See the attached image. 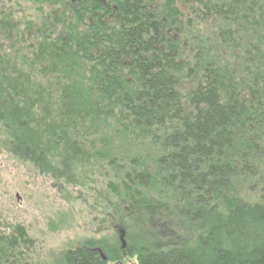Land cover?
I'll use <instances>...</instances> for the list:
<instances>
[{"label":"trees","instance_id":"trees-1","mask_svg":"<svg viewBox=\"0 0 264 264\" xmlns=\"http://www.w3.org/2000/svg\"><path fill=\"white\" fill-rule=\"evenodd\" d=\"M0 121L43 173L109 179L138 264H264V0H0ZM29 241L0 236V264Z\"/></svg>","mask_w":264,"mask_h":264},{"label":"rangeland","instance_id":"rangeland-1","mask_svg":"<svg viewBox=\"0 0 264 264\" xmlns=\"http://www.w3.org/2000/svg\"><path fill=\"white\" fill-rule=\"evenodd\" d=\"M24 7L31 10L27 2ZM85 168L92 177L84 185L70 171L58 169L60 177L56 178L51 172L43 173L39 162L10 151L0 131V236L18 230L27 234L30 243L19 250L26 255L19 257L23 264H59L63 251L81 247L92 239L105 247L117 244L122 255L125 253L123 258L109 264L119 261L138 264L137 257L125 252L136 234L129 223L114 218L105 190L101 189V182L109 179L99 172L94 174L91 166ZM112 216L114 219L110 221ZM4 244L3 248L7 246ZM98 250L100 255L109 256L106 248Z\"/></svg>","mask_w":264,"mask_h":264},{"label":"water","instance_id":"water-1","mask_svg":"<svg viewBox=\"0 0 264 264\" xmlns=\"http://www.w3.org/2000/svg\"><path fill=\"white\" fill-rule=\"evenodd\" d=\"M124 236H125V232L122 233V235H121V241H122L123 243H124ZM123 247H125V245H124Z\"/></svg>","mask_w":264,"mask_h":264}]
</instances>
